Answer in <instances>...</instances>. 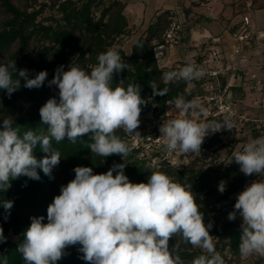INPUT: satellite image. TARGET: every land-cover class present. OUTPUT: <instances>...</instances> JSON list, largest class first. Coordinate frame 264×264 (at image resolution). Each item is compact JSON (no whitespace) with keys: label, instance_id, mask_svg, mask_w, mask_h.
Listing matches in <instances>:
<instances>
[{"label":"clouds","instance_id":"obj_1","mask_svg":"<svg viewBox=\"0 0 264 264\" xmlns=\"http://www.w3.org/2000/svg\"><path fill=\"white\" fill-rule=\"evenodd\" d=\"M97 60L88 69L72 65L67 71L63 65L56 69L49 87L58 88L59 99L49 98L39 109L40 124L46 128L21 133V126L11 117L2 119L0 192H6L11 181L21 176L40 180L37 169L51 177L61 160V153L52 147L53 140L60 143L67 137L75 143L88 135L92 154L104 158L129 154L126 140L115 133L122 129L126 136H140L136 130L141 105L145 104L140 85L129 83L125 88L121 80L111 86L113 74L130 67L117 51L109 49ZM47 75V71H40L29 78L27 69L17 70L15 61H9L0 64V90H6L10 98L21 87L20 78L25 88L33 89L43 86ZM198 75L195 66L188 64L179 71L165 72L162 80L166 84L174 79L190 81ZM149 83L153 96L167 94V88ZM172 103L178 118L165 120L159 129L168 152L200 154L206 136L233 128L227 120L199 122L207 110L198 99L181 96ZM37 147L46 154L43 158L34 154ZM232 161L245 176L264 177V137L247 143L234 153ZM124 168L125 164H113L106 173L94 174L91 167H75L74 179L62 185L60 194L48 205L47 222L44 216L31 218L24 241L17 248L24 264H56L68 247L77 245L82 254L79 258L87 264H185L177 254L178 246L169 247L170 239L177 236L206 253L191 264H225L210 235L212 223L204 222L192 185H181L159 171H153L147 182L133 183ZM225 190L222 180L218 191L222 194ZM13 203L4 199L0 206L10 214ZM237 214L242 218L240 255L264 257V179L253 181L237 194L234 210L227 218L234 221ZM2 242L6 238L0 227ZM0 264H8L7 256L0 255Z\"/></svg>","mask_w":264,"mask_h":264},{"label":"trees","instance_id":"obj_2","mask_svg":"<svg viewBox=\"0 0 264 264\" xmlns=\"http://www.w3.org/2000/svg\"><path fill=\"white\" fill-rule=\"evenodd\" d=\"M48 2L0 0V14H3L0 20V64L15 61L17 70H28L29 78H34L40 71H47L48 74L43 86L33 89L25 88L24 79L20 78L21 87L13 92L10 98L6 90H0V126L2 119L9 116L16 125L21 126V133L46 128L40 124L39 109L49 98L59 99L58 88L55 85L49 87V81L53 79L56 69L61 65L65 71L69 70L71 65L88 69L89 66L98 63L99 54L109 49H116L123 61L130 65L128 69L113 74L111 86L114 88L121 80L125 88L129 83L140 85V95L145 100V104L141 105L140 116L151 113L154 126L149 131L146 125H139L136 131L140 133L143 141L138 146H132L130 137L126 136L122 129L116 131L115 134L126 140L130 148L129 154L124 158L119 155L104 158L92 154L88 148L91 143L88 135L79 138L75 143L70 142L67 137L60 143L53 140L52 147L61 153V160L53 169L51 177L37 169L40 180L21 176L11 181V187L6 192H0V201L7 199L14 202L10 214L0 206V227L3 228L6 238V242L0 243V255L7 256L8 264H24L17 248L24 241V233L31 224V218L44 216V222H47L48 205L60 194V187L74 179L75 167H91L94 174H102L113 164H125L124 173L133 183L147 182L153 171H159L181 185H192L191 190L204 214V222L212 223L209 231L213 236L216 251L221 254L225 264H240L242 218L237 214V218L230 221L227 217L234 210L237 194L245 189L248 182L258 180V175L245 176L239 165L232 161L233 157L229 164H223L216 163L217 158L213 156L211 166H207L209 164L206 165L202 154L183 153L179 158L187 160V163L176 166L165 153V145L157 142L161 135L160 126L169 119L167 112L174 107L172 102L175 98L182 96L185 100H202L204 98L202 89L210 82L214 84L215 96H225L224 90L228 88V92L234 94L232 100L243 98V87L228 86L234 72L225 77L219 74L217 77L196 76L190 81L174 79L166 84L162 80L165 72L179 71L190 64L184 61L180 63L181 67L159 65L158 49L165 54L170 48L185 46L184 42L189 38L180 27V23L174 20L172 12L165 11L158 16L155 15L147 29L132 45L131 53L127 54L123 49L125 39L126 41L132 39L134 34L125 15L126 2L122 0H48ZM48 8L61 15V18L49 17L38 20ZM48 21L50 24L46 25L45 22ZM173 27L181 28L178 33L182 37L171 41L167 36ZM207 53L201 47V51L194 57L192 65L197 71L205 64ZM13 78H16L15 75ZM152 81L159 89L167 88V94L153 96L149 83ZM238 96L239 98H236ZM216 114L217 111L214 109L208 116L204 117L201 114L199 118H204L205 123H223L224 115ZM190 116L191 114L189 118ZM250 123L252 138L258 139L263 136L260 131H255L254 124ZM237 130V125L234 124L232 130L222 129V132L212 134L211 137L206 136L201 151H212L214 154L215 148L230 146L232 155V149L238 144L235 138ZM228 137L232 138L230 143H227ZM34 154L38 159L46 155L39 147L34 150ZM59 173L63 179L61 185L58 181ZM222 180L226 182V190L221 194L218 191V184ZM174 245L178 246L177 254L185 264H191L193 259L206 255L204 250L183 242L179 236L170 239L169 247L172 248ZM78 247L79 245L68 247L65 250L66 255L56 264H87L79 258L82 254L78 252ZM246 264H264V257L252 255Z\"/></svg>","mask_w":264,"mask_h":264},{"label":"rangeland","instance_id":"obj_3","mask_svg":"<svg viewBox=\"0 0 264 264\" xmlns=\"http://www.w3.org/2000/svg\"><path fill=\"white\" fill-rule=\"evenodd\" d=\"M122 1L126 2L127 5L133 2L132 6L128 8L127 11L125 10V13L128 16H131V18L128 20L129 28H131V30L133 31L134 37L127 41L125 39L123 49L126 51L127 54H130L132 45L135 43L138 37H140L143 34V32L147 29L150 23L149 19L154 14L153 10L155 11V9L158 8L160 5L158 4V2L156 3V0H153L150 3H147L148 9L144 11L145 14L143 15L142 6L139 4L138 0H122ZM41 2L49 3L48 0H39V3ZM177 11L179 12V18H180L179 20L177 19V21L180 23L179 24L180 27L185 29L186 26L184 25L186 24V22H185L184 14L180 12L181 11L180 9H177ZM198 12L202 15L205 13L207 15L206 17H209V18L211 16L217 17L219 15H223V18L225 16V19H227L231 10L228 7L227 10L223 12V5L219 3V0H216V1H213L207 8H204V7L201 8ZM247 14L249 15L248 16V19H249L250 16H252L253 12H248ZM2 17H3V14H0V20L2 19ZM49 17H55L56 19H60L61 15H58L54 10L48 8L46 12L38 20L46 19ZM244 17L245 15L241 14L237 17L236 20L241 19L243 21ZM201 22H202V24H200L201 28H207L213 33V35H217L219 40L222 41V37L224 36L222 34L224 30L223 24H220L219 21L218 22L217 21H211V22L206 21L205 17L203 18V20H201ZM45 24L46 25L50 24V22L49 21L45 22ZM176 25L178 26L177 23ZM172 49L173 48L168 49L165 52V54L161 53L162 50H159V49L157 50L159 65L161 67H165V66L171 67V66H177V65L181 67V64H180L181 62L179 61V57L177 56L176 51H172ZM32 56L34 57L35 54L33 53ZM194 57L187 59L186 60L187 62L185 63L192 64L194 61ZM210 59H211V55L209 57V60ZM238 61H240V63ZM238 61L233 62L234 63L233 65H235V67H233L234 72L236 71L237 73H240L245 70L244 72L246 73V77H247V80H243L242 78V80L245 81L244 83L248 84V86L247 85L243 86L246 89L244 90V99H237V101L232 100L233 94L231 92H228V94H226L223 97L217 96V95L215 96L214 87H212L214 86V84L212 82L208 83L205 87H203L202 91L204 93V98L202 100L198 99L202 107L207 110V114L204 115V117L208 116V114L211 113L215 109L217 113L224 115V121L227 120L228 122L233 123V125L234 124L237 125V129H238L237 130L238 132L235 136V138L238 140V144L232 149V155L230 154V150H231L230 146H227L224 148L218 147V149L215 148L214 154H212L213 153L212 151H209V152L201 151L200 154L203 155L202 158L204 162L206 163V165L209 164L207 166H211V163L213 162V158H212L213 156L217 158L216 163L222 162L223 164H229L235 152L242 151L243 147L247 143H249L252 140H255L252 138V127L250 126L251 123L246 122L245 119L252 118V119L264 120V88L261 91H257V89L255 90L252 89V87L256 86V83L251 84L253 81H257L258 79L257 72L259 70H261L259 71V73L264 77V72L262 70L263 68L257 69L256 66H251V64L254 62L253 57H248V58L243 57V54H241L240 59H238ZM207 64L208 63L204 64L202 68L198 70L200 75H198L197 77H205L206 75H208V77L210 76V74L207 73V71H209L208 65L212 67V68L209 67L211 69L218 70L219 72L221 71L220 72L221 76L222 75L224 77L227 76V74H224V72H226L225 66L223 68V65L220 66L219 63L216 62V60L210 61L209 64L208 65ZM237 76L235 77V79L238 78ZM230 78L233 79L232 77ZM232 84H233V81L229 80L228 86L232 87ZM238 84H241L240 81L235 82L233 85H238ZM261 106L263 108H261ZM198 111L199 109H197V112ZM167 115H169L168 116L169 119L178 118V112L176 111L175 106L169 112H167ZM190 117L193 119H196V116L191 115ZM139 119H140V124L146 125L149 131L153 129L154 125L151 121V113H147L144 116H140ZM199 122H204V118H199ZM261 134H263V136H260V138L264 137V133H261ZM141 137H142L141 135L138 137H130L129 140L132 143V146H138L139 143L143 141V138ZM159 137L160 138L157 140V142L163 143V145H165L164 138L161 135ZM231 140L232 138L228 137L227 143H230ZM164 150L174 165L179 166V165H183L187 163V160L179 158L183 153H180L178 151L168 152L166 148H164ZM58 181L60 185L63 182L61 173H59L58 175ZM250 184L251 183H248L246 186Z\"/></svg>","mask_w":264,"mask_h":264},{"label":"crops","instance_id":"obj_4","mask_svg":"<svg viewBox=\"0 0 264 264\" xmlns=\"http://www.w3.org/2000/svg\"><path fill=\"white\" fill-rule=\"evenodd\" d=\"M151 1L153 0H138L139 4L142 6L143 15L145 14L144 11L148 9L147 3H150ZM213 1L216 0H156V3L158 2L160 6L156 8L155 11L153 10L154 14L149 20L151 22L155 15L158 16L165 11L172 12L176 21L177 19H180L177 9H180V12L184 14L186 22L184 25L186 26L184 31L189 37L188 40L184 42V44L186 43L187 47H185V45L181 47H174L172 49V51H176L180 62H184L187 59L196 56L198 51H200L198 49L200 46L204 49L205 53L208 52L210 55L214 51L221 53L222 62L219 63V65H223V68L225 66L226 72H224V74L229 75L231 72H234L233 67H235V65H233V62L238 61L241 54H243V57H253V63L255 65L252 63L253 65L251 64V66H256L257 69L263 68L262 70L264 72V40L259 41V45H257L255 42H252L248 45L237 42V39L234 36L238 29L243 25V21L241 19L236 20L237 17L242 14L248 18V12H253L252 16L249 18V29H252V31H264V0H219V3L223 5V12H225L228 7L231 10L227 19H225V16L223 18V15H219L217 17L211 16L209 18L206 17L207 15L205 13L202 15L198 12L203 7L207 8ZM132 4L133 2L129 3L125 10L127 11L128 8L132 6ZM125 15L128 20L131 18V16H128L126 13ZM204 17L206 21H219L220 24H223L224 30L222 34L225 37H222V41L219 40L217 35H213V33L207 28L200 27V24H202L201 20H203ZM237 47H242V50L238 55L235 54ZM238 62L240 63V61ZM244 71L240 73L235 71L236 73L234 72L232 74L231 77L233 79H231V81H233V84L240 81L241 84L236 86H248V84H245V81H243L247 80L246 73ZM259 71L257 72V81L264 83V77L259 73ZM236 76L238 77L237 79H235ZM257 81H253L251 84H255ZM233 84L232 86H234ZM244 90L246 89L243 87V92ZM233 97L234 94L232 98ZM236 98H239V96ZM240 99H244V96ZM261 108L263 107L261 106Z\"/></svg>","mask_w":264,"mask_h":264},{"label":"built area","instance_id":"obj_5","mask_svg":"<svg viewBox=\"0 0 264 264\" xmlns=\"http://www.w3.org/2000/svg\"><path fill=\"white\" fill-rule=\"evenodd\" d=\"M180 29L173 27L172 32L169 33L167 36L168 39L171 41L180 39L182 37V35H180L178 33V30H180ZM234 36L237 39V42H239V43H244V44L249 45L252 42H255L257 45H259V41L264 40V31H252V29H249V19L247 17H245L243 20V25L238 29V31L235 33ZM198 49L201 51L200 46L198 47ZM241 50H242V47H237L235 54H239V52H241ZM207 55L210 57L209 53H207ZM221 56L222 55L220 52L214 51L211 54V59L209 60V58H208L206 60L205 64L206 63L209 64V62L213 61V60H216V62L221 63L222 62ZM209 67H211V66L208 65L209 71H207V73L210 74L209 77H217L220 74L221 71L219 72L218 70H214V69H211L212 67L211 68H209ZM263 88H264V83H261L260 81H257L255 87H252V89H254V90L257 89V91H261ZM227 92H228V88H226L224 90V94H228ZM216 115H223V114L217 113ZM245 121L246 122H252L254 124V130L255 131H260L261 133H264V120L248 118V119H245ZM225 130H226V128H225ZM220 132H222V131H220ZM210 135H212V133H210L209 136ZM260 179H264V178L258 176V180H260ZM249 183H252V182H249ZM245 187H246V185H245ZM254 256H257V255H254ZM250 257H247V258L242 257V261L240 264H246V261L248 259H250Z\"/></svg>","mask_w":264,"mask_h":264}]
</instances>
